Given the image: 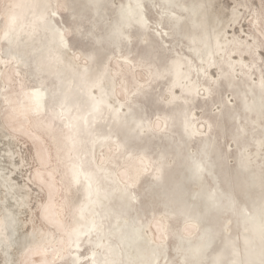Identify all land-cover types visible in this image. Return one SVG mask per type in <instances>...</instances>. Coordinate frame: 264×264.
I'll list each match as a JSON object with an SVG mask.
<instances>
[{
  "label": "rangeland",
  "instance_id": "rangeland-1",
  "mask_svg": "<svg viewBox=\"0 0 264 264\" xmlns=\"http://www.w3.org/2000/svg\"><path fill=\"white\" fill-rule=\"evenodd\" d=\"M41 1L0 0V118L17 147L28 193L20 220L28 238L17 264H72L76 252L80 264H89L88 237L77 245L72 226L95 177L114 208L144 228L140 250L150 241L155 254L163 250L154 264L193 262L186 243H195L208 224L219 235L214 251L234 237L224 263L237 264L241 256V264H250L264 252V236L252 221V212H264V0H183L173 6L179 17L164 0H143L144 27L118 19L126 0ZM55 27L66 30L83 61L71 75L73 86L54 99L49 93L46 107L36 111L30 90L42 79L50 89L57 85L39 68L43 60V67L57 63L33 51L50 47ZM104 78L111 98L100 88ZM74 164L95 176L71 187ZM201 179L199 200L186 215L176 184L191 199ZM216 201L217 214H206ZM130 232L112 230V241L121 244Z\"/></svg>",
  "mask_w": 264,
  "mask_h": 264
},
{
  "label": "bare ground",
  "instance_id": "bare-ground-1",
  "mask_svg": "<svg viewBox=\"0 0 264 264\" xmlns=\"http://www.w3.org/2000/svg\"><path fill=\"white\" fill-rule=\"evenodd\" d=\"M164 1L166 3L165 7L171 8L173 10L171 14L179 17V15L177 14V10L173 9V6L174 8L180 7L181 4L184 3V1ZM41 3L43 6H45L47 0H42ZM198 3L199 2L190 5L192 7V10L197 11ZM224 8V15H226L229 12V7L224 6ZM118 19L123 23L128 24L129 20H133L137 22L141 27L146 26L143 11V0H126L124 5H122L119 10ZM178 24L179 22L175 21L176 27ZM122 31L123 29L117 28L115 30L116 36L119 37L122 34ZM52 42L53 43L50 45V47H47L44 52L42 48L41 50L40 48H36L33 51L37 57H41L42 55H44V58L49 57V59L54 60L57 63L55 67H43V65H46L45 60H43L41 68H39L40 70H47L49 72L48 75L54 76L57 80V85L53 87V85L51 84L52 88L50 89V84L47 83L45 79H42V81L40 80L39 86L37 88L30 90L29 97L31 107L36 111L44 109L46 107L49 93L51 99H54L53 93L56 92L59 94L60 89L64 88L66 90L73 86L74 78L71 75L76 74L75 72L77 69V61H81V58L79 57L80 55L77 57L78 52H74L69 47L66 30L59 31L56 28L52 35ZM7 47L8 48L6 49V51L10 53L11 47L8 43ZM16 56L18 58H16L15 61L19 62V53H16L15 57ZM172 64L174 66L173 68L176 69L178 64L176 62H173ZM101 84L106 85V88L100 87L103 89L105 96L111 98L110 86L105 78L103 79V81H101ZM78 85L80 87L79 94H82L81 91L86 88V85L83 82H80V84L78 83ZM62 102L65 103L67 110H70V107L72 106L71 97H68V95H66L62 99ZM4 125L5 124H3V120L0 118V156L2 157V159L0 160V204L3 205V208L0 209V264H5L6 261H8L9 264H17L16 258L18 257V255H20L21 251L23 250L22 246L26 243V238H28L27 234L21 233V231L25 229V225L20 221L25 215V213H23V210L21 209L24 205V201L28 199V197L26 196V194L28 195V193H26L25 191V186L22 181V172L21 170H19L21 164L18 163V157L16 158L17 147L15 144H13L14 141L12 140L13 137L11 136L10 131ZM98 145L99 141L95 143V146ZM70 168L71 169L69 171L68 179H70V186L73 188H77V186L79 185H84L83 182H85L86 184L89 179H92V176H95L94 171H84V169H82L79 164H74ZM92 183L94 184V192L91 196H85L87 199L84 203L86 204V207L81 204L82 199L77 202L74 223L72 226L73 231L75 232L74 238L77 241V245L79 244L78 241L82 235L86 234L88 237V241L92 246L91 252L89 254V264H106L107 259H109L110 262L113 261V263L122 262L123 264L156 263L157 257L163 252V250L162 252L155 254L151 249L152 243L150 240V243H147L148 245L146 246V248L144 247L143 250H140L142 246L141 244L147 239V237L143 234L144 228L142 226L135 225L134 222L132 223L131 221L127 220L128 218L123 217L119 210H116L114 208L110 201V198L108 197V190L106 189V187L102 186L100 182H98L97 177L94 178V181H92ZM203 184V180H199L198 190L194 192V195L191 199L187 197L186 186L184 184H176L175 198H177V200L181 202L179 211L183 212L186 215H190L192 213L196 205V201L199 200V195L201 194V188ZM32 186L34 187V184ZM217 202L218 201L214 203V207L205 209L204 212L206 214H217ZM213 208L214 210H212ZM26 210L28 212V209ZM263 216V211L252 212V221L260 226L259 232L261 236H264V221H262ZM198 217L199 216H197V218ZM126 228L127 230H131L129 236L124 237L121 244L113 242L112 234H110V232L114 230L116 232L122 233L124 229L126 231ZM201 231L202 232L200 233V236L195 243H186L187 248L190 250V253L194 257L193 262L190 261L189 264H230L227 262L224 263V254L232 253L234 246V237H225V240L223 241V244H221L220 249L214 251L215 241L219 236L217 235L216 229H214L211 224H208L205 225V227ZM144 236L146 237V239H144ZM104 239L106 240L104 241ZM184 241V239H181L180 243L178 244L179 248H183V245H185ZM8 248H10L11 251L7 256L5 255V250H8ZM152 258L154 260H151ZM182 258L184 260H189L185 256ZM249 259L251 260L250 264H264V252L259 253L257 257ZM80 262L81 256L76 252L71 260V263L80 264ZM241 262H243V260L241 261L240 256L238 258L237 264H241Z\"/></svg>",
  "mask_w": 264,
  "mask_h": 264
}]
</instances>
